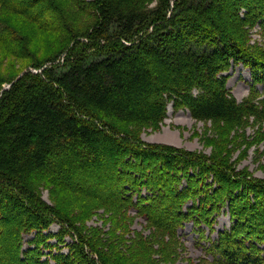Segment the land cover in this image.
Returning a JSON list of instances; mask_svg holds the SVG:
<instances>
[{
	"label": "trees",
	"instance_id": "trees-1",
	"mask_svg": "<svg viewBox=\"0 0 264 264\" xmlns=\"http://www.w3.org/2000/svg\"><path fill=\"white\" fill-rule=\"evenodd\" d=\"M257 23L264 0H0V264H179L187 223L215 264H264V182L141 139L170 102L227 132L264 118ZM54 35L66 38L55 50ZM232 64L251 72L248 104L226 87ZM100 208L109 229L78 225ZM225 209L232 224L207 237ZM53 223L60 233L44 234ZM52 237L68 251L47 242L49 263Z\"/></svg>",
	"mask_w": 264,
	"mask_h": 264
},
{
	"label": "rangeland",
	"instance_id": "rangeland-1",
	"mask_svg": "<svg viewBox=\"0 0 264 264\" xmlns=\"http://www.w3.org/2000/svg\"><path fill=\"white\" fill-rule=\"evenodd\" d=\"M260 25L257 23L248 29L250 33L249 42L254 46H264V29ZM65 39L64 35H54L51 38L54 50ZM224 75H226V87L234 95L237 102L248 104L251 101L253 83L250 70L243 64H232L224 72ZM141 139L147 143L169 145L208 157L224 156L243 175L245 173L255 181L262 180L264 182V118L251 115L239 127L227 132L221 130L214 121L194 117L189 109L183 106L175 107L174 103L170 102L167 116L161 126L159 128H144L141 132ZM248 195L246 193L245 197ZM43 197L50 201L49 189L43 191ZM129 213L134 217L132 229L149 235L152 227L148 226L146 218L134 208ZM109 216L104 208H100L95 214L86 216V219L78 220V225L83 228L99 226L107 230L111 227V221L107 219ZM231 224V215L225 209L217 219L215 231L207 230L206 236L215 238L219 231L229 228ZM49 232L60 233L59 224H51L50 230L44 231V234L47 235ZM177 235L179 238V264H215L213 254L207 251L210 242L200 237L193 223H187L184 228L178 231ZM34 236V232L25 235L24 249L31 248L30 240ZM64 239L67 243L72 241L70 236H65ZM47 240L48 238L44 243H41L40 254L43 260L54 263L50 254V247L46 246L45 248L47 242L58 243L55 246L59 249L54 247L52 250L54 254L58 253V250L67 252L68 246L66 242L59 243L55 237Z\"/></svg>",
	"mask_w": 264,
	"mask_h": 264
},
{
	"label": "water",
	"instance_id": "water-1",
	"mask_svg": "<svg viewBox=\"0 0 264 264\" xmlns=\"http://www.w3.org/2000/svg\"><path fill=\"white\" fill-rule=\"evenodd\" d=\"M9 86H10V85H8V87H9ZM8 87H7V88H8Z\"/></svg>",
	"mask_w": 264,
	"mask_h": 264
}]
</instances>
